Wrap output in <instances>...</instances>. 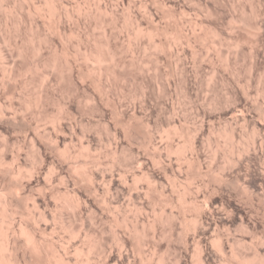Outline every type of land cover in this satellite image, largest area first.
I'll list each match as a JSON object with an SVG mask.
<instances>
[{
    "label": "bare ground",
    "instance_id": "1",
    "mask_svg": "<svg viewBox=\"0 0 264 264\" xmlns=\"http://www.w3.org/2000/svg\"><path fill=\"white\" fill-rule=\"evenodd\" d=\"M244 1L0 0V264H264V0ZM219 61L190 127L172 89L188 107L190 65Z\"/></svg>",
    "mask_w": 264,
    "mask_h": 264
},
{
    "label": "rangeland",
    "instance_id": "2",
    "mask_svg": "<svg viewBox=\"0 0 264 264\" xmlns=\"http://www.w3.org/2000/svg\"><path fill=\"white\" fill-rule=\"evenodd\" d=\"M243 1L244 0H239V3H240V5L243 3ZM254 1V0H249V2L246 0V1H244V2H247L246 4H248V6L250 5V4H252V2ZM254 3V2H253ZM229 4H227L225 7H224V13H226V14H224V15H226L227 17H225L224 16V19L225 20H228L229 18L228 17H230L231 16V14L233 15L234 13H239L240 11V9H241V7H239V6H231V5H229ZM247 6V7H248ZM233 7V8H232ZM235 7V8H234ZM249 10V8L246 10L247 12H246V14L248 13V12H250V11H248ZM193 12V11H192ZM191 12V13H192ZM194 12H196L195 10H194ZM193 12V13H194ZM191 14L192 16L195 14ZM197 13V12H196ZM248 14H250V13H248ZM194 17H195V15H194ZM226 18H228V19H226ZM160 22L162 23V24H164V23H166L167 22V20H166V18H163V19H161L160 20ZM226 24H224V26H225ZM226 27V26H225ZM97 28V29H96ZM94 30H96V31H94V34H95V32H96V34L94 35L95 36V38H96V41H97V37L100 35V31L102 32V29H101V27H99V26H97ZM227 30H229V29H227ZM98 32V33H97ZM229 32H230V30H229ZM232 32V31H231ZM98 34V36H96ZM74 38V37H73ZM75 40H76V38H74ZM75 40H72V41H70L71 43V45H74V43L75 42H73V41H75ZM98 42V41H97ZM262 42V41H261ZM264 38H263V42L262 43H260V44H262V47L264 46ZM76 44V43H75ZM246 46H244L245 48H246V51L248 50L249 51V49H247V48H250V46L248 45L247 46V44H245ZM264 48V47H263ZM229 50V52H225V54H226V57H227V55H228V59H233L232 57L234 56V55H232L233 53H232V50L229 48L228 49ZM142 53V52H141ZM229 53V54H228ZM247 54H248V52H247ZM247 54H244L245 56H240V60L238 59V62H239V65H244L245 66V68H247L246 66H248V64H246L248 61H249V56L247 55ZM142 56H144V58L145 59H147L146 58V56L147 55H145V53L142 55ZM232 56V57H231ZM247 56H248V58H247ZM230 57V58H229ZM173 58V59H172ZM171 59H172V66L173 67H176V65H174L175 64V61H177V59L175 58V56H173ZM175 59V60H174ZM261 59H262V63H263V61H264V56H262L261 57ZM174 61V62H173ZM178 62V61H177ZM176 62V63H177ZM220 62V61H219ZM218 62V65H219V67L218 68H221V64H222V62H220L219 63ZM150 64V63H149ZM216 64H217V62H216ZM151 65V64H150ZM149 65V66H150ZM165 65H167V64H165ZM165 65L163 64V67H165ZM179 65V64H178ZM218 65H216V66H218ZM221 65V66H220ZM205 66V67H204ZM203 66V68H201L200 70H199V72L198 73H196L197 72V68H195V65L193 66V65H190V68H193V69H190V74H191V88H192V95H193V100L194 101H192L191 102V104L189 103L188 105V107L186 106L185 108H184V106L183 107H181L182 105H183V103H182V101H180L182 98H181V95H180V91H178V89H177V87H176V89L175 88H173L175 85H174V83H171L172 85H171V88H173L172 90L173 91H175V93L172 91V99H173V102H174V104L177 106L176 107V110H177V108L179 107V109H178V113L180 114V115H184V113H185V116L187 117L186 119H187V122H188V124L190 125V127L192 126V127H194V126H196L197 124V122L199 121V119H200V114L198 115L197 113H198V109H200V108H202V107H204L207 111L209 110H214L213 109V107L211 106V105H209L208 106V104L209 103H207L206 101H208L209 100V98L212 96V94H213V88H211L212 86V82L214 81H217L218 80V85H217V82H213V84H215L217 87L218 86H220V84H219V78L218 77H220V76H218V75H221L222 73H221V71L223 72L224 70H226V72L228 71L227 69H224V67L222 66V69H218L217 68V73H216V71L214 72V71H212L213 69H211L212 67L210 66V64L208 65V63L207 64H205ZM241 66V67H242ZM151 67V66H150ZM240 67V66H239ZM166 69L168 68H170L168 65L165 67ZM164 68V69H165ZM241 69H243L242 70V72H241V79H243V77L245 76L244 74V67H242ZM152 70V69H151ZM192 70V71H191ZM194 71V72H193ZM211 71L212 72H214V73H211ZM225 72V71H224ZM246 73L248 72L247 70L245 71ZM206 73V74H205ZM216 73V74H215ZM244 73V74H243ZM196 74V75H195ZM213 75V76H212ZM218 76V77H217ZM202 78V79H201ZM210 78V79H209ZM217 79V80H216ZM171 81H172V79H171ZM208 82V83H207ZM214 85V86H215ZM220 87H223L222 89L220 88ZM220 87H218V89H217V91H219L218 93H219V96L220 97H222L221 96V93H222V95H223V93H226L227 91H225L226 90V88L222 85V86H220ZM178 92V93H177ZM212 92V93H211ZM178 96H177V95ZM211 95V96H210ZM226 95V94H225ZM175 96V97H174ZM224 96V95H223ZM174 97V98H173ZM196 97V98H195ZM206 97L208 98V99H206ZM225 97V96H224ZM223 97V98H224ZM155 98V97H154ZM153 98V95L151 94V97H149L148 98V100L146 101V104H144L143 105V108L146 110V114H144V115H146V116H144V115H142L143 116V118L144 117H146V119L148 118L151 122L152 121H155V119H157V120H159V119H161L162 118V116H160V114H159V107H157L158 106V101H156L155 99ZM180 98V99H179ZM195 98V99H194ZM222 98V99H223ZM178 100V102H176ZM159 101H160V99H159ZM161 102V101H160ZM209 102V101H208ZM225 104L227 105V103H224L223 105L225 106ZM228 104H230V103H228ZM157 105V106H156ZM199 105V106H198ZM156 106V107H155ZM164 106H166V105H164ZM155 107V108H154ZM197 107V108H196ZM198 107H200V108H198ZM181 109H187L186 111L185 110H182V111H184V112H182L181 111ZM195 109H197V112H196V110ZM147 110H148V112H147ZM150 111V112H149ZM215 111V110H214ZM181 112V113H180ZM188 115H189V117H188ZM220 120H219V122H218V119H216V123L215 124H218L219 126H224V125H226V123L225 122H223V120H224V118H219ZM223 119V120H222ZM162 121L164 120V119H161ZM192 120V121H191ZM195 121V122H194ZM225 121V120H224ZM221 122V123H220ZM252 121L250 120V121H248V126L249 127H246V129H249L252 125V123H251ZM224 123V124H223ZM192 124V125H191ZM239 124H241V123H239ZM217 125V126H218ZM242 125V124H241ZM240 126V125H239ZM206 137V136H205ZM205 137H204V139H205ZM224 137H221V138H219V141H220V143L222 142V144H224V145H228V144H225V138L223 139ZM206 139H208V136H207V138ZM205 139V140H206ZM224 140V141H223ZM96 142H99V141H96ZM205 142H207V141H205ZM100 143V144H99ZM98 144L99 145H101V147H103L104 149L105 148H110V147H113V145L112 144H105V143H103L102 144V142H99ZM206 145L208 144V148L209 149H213V147H212V145H211V147H210V144H209V141H208V143H205ZM221 144V147L223 146ZM105 146V147H104ZM106 146H108V147H106ZM103 148H101V150L102 151H104V149ZM129 149V150H128ZM128 149H126L127 151H125V153H126V156L128 155V157H126L130 162L128 163V164H130V165H128V166H124L125 167V170H127L126 172L128 173H132L133 172V170L134 169H136L137 168V166H138V164H136L135 162H133V157H135V152H133L132 150H131V148H128ZM220 149H224V147L223 148H220ZM129 151V152H128ZM132 151V152H131ZM164 152H165V156L167 157V156H170L171 158H176L177 157V154H178V152L177 151H173V152H175V154L171 151V152H166L165 151V149H164ZM176 152H177V154H176ZM128 153V154H127ZM167 153V154H166ZM103 155V154H102ZM101 155V156H102ZM100 156V157H101ZM176 156V157H175ZM209 156V157H208ZM221 156V157H220ZM220 159H222L223 158V160L222 161H226L225 159H227V157L224 159V156H222L221 154H220ZM207 157V158H206ZM103 158V159H102ZM102 158H100L101 160H103V161H105V160H107V159H105V156H102ZM133 159V160H132ZM208 159V160H207ZM210 153H208L207 152V154L204 156V160H206V161H210ZM131 160H132V162L134 163H132L131 164ZM111 166V163H108V166L105 164L104 165V168H106V169H109L108 167H110ZM131 165H133V166H131ZM135 167V168H134ZM222 170V168L221 169H219V170H216L215 171V173H216V175L217 176H221V171ZM218 173V174H217ZM240 182H242L241 180L238 182L237 181V185L235 184V186H240L239 188H241L242 186V183H240ZM192 184H194V183H192ZM194 187H195V185H193ZM113 194H114V192H112ZM114 196H115V194H114ZM122 196V197H121ZM123 196H125L126 197V199H125V197H123ZM119 198V199H118ZM129 198V196L127 195V194H118V196H117V200L119 201V204H121V206H123L124 208H123V210H125L124 212H126V211H129V212H132V213H135V212H133V211H136V208L135 207H137L138 206V204L137 203H135L133 206H132V203L130 202V200L128 199ZM127 203H129V204H127ZM126 204V205H125ZM200 204H202V205H204V203H200ZM127 205H128V208H127ZM130 206H132L131 208H130ZM129 209V210H128ZM177 210V209H176ZM223 212V211H222ZM137 213V212H136ZM189 215H190V212H187ZM187 213H186V215H187ZM152 214V215H151ZM189 215H187V216H189ZM153 213H151L150 212V214H149V217L150 218H153ZM182 226H183V224H181ZM115 228V227H114ZM116 231V230H115ZM114 234V231H113V227H112V229L110 230V231H108L107 233L109 234V235H111L112 233ZM111 233V234H110ZM237 233H238V231H237ZM191 252H190V255L186 258V261L188 262V263H191L192 261V252H193V247H191ZM129 254H131V255H129L130 257L129 258H132V259H130V260H133L134 258H136L135 260L136 261H138V255H135L136 253H134V252H129ZM135 256V257H134ZM219 261V260H218ZM131 262V261H130ZM217 262V261H216ZM219 262H221V261H219ZM219 262H217L218 264H219ZM192 264V263H191Z\"/></svg>",
    "mask_w": 264,
    "mask_h": 264
}]
</instances>
